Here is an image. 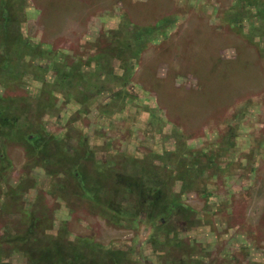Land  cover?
I'll list each match as a JSON object with an SVG mask.
<instances>
[{"label": "rangeland", "instance_id": "1", "mask_svg": "<svg viewBox=\"0 0 264 264\" xmlns=\"http://www.w3.org/2000/svg\"><path fill=\"white\" fill-rule=\"evenodd\" d=\"M234 4L235 0H28V20L22 26L25 37L51 46L76 62L95 55L99 50L96 45L104 43L102 46L109 47L111 38L105 43V35L119 28L125 15L129 21L149 28L162 19L169 23L161 26L163 31L153 37L136 62L134 82L128 87L140 107L133 104L112 119L101 118L97 107L109 103L112 97L103 92L95 96L93 111L78 122L90 143L89 151H85L79 148L78 137H73L66 146L73 181L67 174L54 178L45 168L29 165L30 158L23 147L0 138V150L5 148L10 160L6 168L0 165V241L6 243L1 264H30L26 255L30 245H22L36 236L31 237L32 230L21 221L25 211L28 220H36V214L29 210L35 212L38 205L54 213L49 236H57L67 223L71 240L92 237L105 250L133 249L137 263L158 264L159 252L149 244L153 226L139 223L134 228L137 223L132 224L130 218L121 228L103 214L93 213L97 202L98 212L102 200L120 210L133 209L137 190L143 187L147 193L144 200H148L151 192L147 190L158 186L156 176L168 175V171L172 175L170 189L179 195L183 207L195 212L185 215L176 210L167 221L175 225L170 238L177 235L185 245L175 250L176 261H182L178 252L190 251L191 258L200 264H264V58L230 29L224 14ZM261 27L255 42L263 48L264 24ZM249 28L250 22L245 31ZM33 63L41 68L49 64L40 58ZM115 65L116 74L123 76L119 62ZM154 71L156 76H152ZM43 77L50 82L54 78L52 74ZM42 79H27L23 90L10 91V96L26 93L38 97L45 85ZM147 80L150 86L142 84ZM70 90L71 96L77 95ZM144 106L154 109L155 121ZM78 109L76 104L64 106L62 112L58 107L52 109L53 113L43 117L47 131L62 136ZM167 154L170 159H157ZM121 155L140 160L143 168L150 164L151 175L137 170L120 177L125 170L108 162ZM210 156L212 162H208ZM67 180L63 192L81 197V201L72 198V205L61 195L52 197L46 193L54 182ZM9 187H20L21 199H11L9 203ZM165 193L167 188L152 192L154 207ZM138 216L147 219L146 212ZM15 233L18 240L21 238V249L10 245ZM43 235L47 236L46 232ZM77 249L82 251L81 246ZM31 257L39 264V254Z\"/></svg>", "mask_w": 264, "mask_h": 264}, {"label": "trees", "instance_id": "2", "mask_svg": "<svg viewBox=\"0 0 264 264\" xmlns=\"http://www.w3.org/2000/svg\"><path fill=\"white\" fill-rule=\"evenodd\" d=\"M64 5L67 6L66 4ZM224 18L229 22L230 29L244 37L247 43L255 47L264 58V47L260 48L255 42L257 36L255 34L261 33V25L264 24V0H235V4L225 11ZM3 19L10 20V23L3 22ZM27 20L28 0H0V39L5 38V41L2 43L0 41V57L3 56V62L0 63V138H3L1 140L4 142L18 143L20 147H23L26 151V157L30 158L28 159L29 165H39L45 168L46 173L54 178L58 175L67 174L69 179L73 181L75 176L69 161V148L66 146L70 145L73 137H78L76 139L79 148H83L85 151H89L90 143L88 135L78 126V122L88 117L93 111L96 101L95 96L103 92L110 93L112 97L109 103L97 107L101 118L112 119L115 115L124 113L133 104L140 107L137 103V96L131 93L129 89V85L134 82L136 62L141 58V54L148 49L150 43L153 42V37L160 35V32L163 31L162 28L169 23V20L162 19L157 26H150L149 28V25L140 26L132 22V20L129 21L127 15H125L121 21V26L115 30L108 31L105 35L107 38L105 43H109L107 40L111 38L109 39L110 46H102L104 43L101 45L95 44L97 49L99 48L98 52L88 60L79 58L78 62L73 60L75 58L69 57L67 54L61 53V51H55L51 46L41 45L25 37L22 26ZM249 22L250 28L248 31H245V25L247 28ZM161 26L163 27L161 28ZM13 27L16 28L15 31H12ZM261 42L264 43V39ZM39 58L43 62H49L48 67L41 68L34 66L33 62ZM106 61L108 62L107 64L104 63ZM116 62H119V68L122 70L123 76L116 74ZM45 74H52L54 77L53 81L45 80L43 77ZM154 74L155 71L152 76ZM41 76L42 80L45 81L43 83L45 85L38 97L35 98L26 93H24V96H10V93L16 92L17 89L23 90L22 88L27 79L39 82ZM139 83L142 82L139 81ZM142 84L150 86L148 80ZM70 88L77 92V95L71 96L69 94L71 93ZM70 104L78 105L79 109L65 125V133L62 136H57L48 132L43 122V117L49 113H53L51 110L55 107H58L62 112L64 106ZM143 108L146 111H151L154 121L157 119L156 115H153L154 109H148L146 106ZM158 122L161 121L158 120ZM121 156L120 159L116 157V159L108 162L116 169L123 168L125 170L124 176L120 177L130 176V171L136 172L137 170L141 174L143 172L150 173V164L146 166L147 168H143V162L140 160L124 155ZM153 156L155 155H152V158H155ZM162 157L164 159L167 157L171 158L167 154L159 156L157 159L161 161ZM120 160L121 164L118 163ZM0 161L2 162L0 165L3 168H6L7 164H10L5 148L0 150ZM212 161V156H210L208 162ZM56 162L57 167L55 166ZM95 163L101 165L96 160ZM62 164L63 166L58 167ZM151 166L158 169L153 164ZM153 168L152 171H154ZM116 169L114 170L117 171ZM118 174L122 175L123 173L118 171ZM162 176L159 177L158 175L155 178V182L158 184L157 187L153 186V189L147 190L151 192L148 200H144V198H147V193L146 190H143V187H141V191L137 190V201L131 206L133 209L121 207L123 211L120 208H116V206H110L105 200H102L100 202V209L97 212V207H99V203L97 202L95 213L93 214H103L121 228L124 227V221L130 220V218L132 224L133 222L137 223L135 227L133 226L134 228H137L139 223L153 226L149 244H151L153 249L155 248L156 252H159L157 253L159 254L158 264H200L199 260L191 258L189 255L190 251L178 252V256L182 257L181 262L180 260L176 261L177 257L176 260L174 259L175 250L181 249L185 245L177 238V235L174 239L170 238L171 229L175 225L167 221L172 218L176 210H182L185 215L195 212L183 207L179 202V195L173 193L170 189L171 187L168 184L171 180V173L168 171V175ZM54 180H58V178ZM150 181L153 182L154 180L151 178ZM67 183L68 180L66 183L56 181L51 184L46 193L52 197L61 195V198L69 205H72V198L81 201V197L78 198L76 195L70 196L67 191L63 192L66 190L63 188H66ZM19 188H8L7 200H9V203L11 199H21L19 197L21 192L18 193L20 191ZM163 188H167V193H165V196L158 203V207H154L152 204L154 201L152 192ZM205 193H208V191ZM40 198L41 196L38 195L37 201ZM140 200L145 203L144 206ZM139 203L141 205H138ZM14 205L16 206L17 204ZM141 206L146 208L143 209ZM41 207V205H38L35 212L29 210L31 211L29 212L30 214H36V220H28V211H25L23 213V221H21L32 230L29 235L31 237L36 236V239L33 241L29 237L26 241L29 243L22 245L24 247L30 245V250L26 251V255L30 257L28 258L30 264H35V260L31 256H35L36 254L40 256L38 260L39 264H140L137 263L138 261L134 257L135 252L133 249L126 251L105 250L92 237L90 239L78 237L75 240H71L67 235V223L63 224L57 236H49L47 232L53 229L54 213L51 210H42ZM142 211L146 212L147 219L137 217ZM163 221H166L167 224L162 223ZM42 232H46L47 236H44ZM15 234L10 240V245H15L21 249V246L18 245L21 238L18 240V234ZM4 244L6 243L0 241V256L4 255V251H6L3 249ZM78 246L82 247V251L77 249ZM59 252L62 253L60 257ZM212 264L216 263L212 261Z\"/></svg>", "mask_w": 264, "mask_h": 264}]
</instances>
